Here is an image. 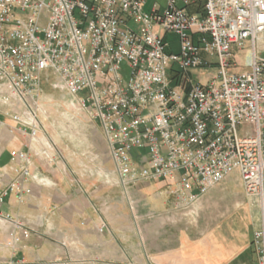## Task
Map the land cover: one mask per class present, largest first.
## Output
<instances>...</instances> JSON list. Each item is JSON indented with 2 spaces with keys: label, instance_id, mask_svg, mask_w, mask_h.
Segmentation results:
<instances>
[{
  "label": "built area",
  "instance_id": "2783aa9c",
  "mask_svg": "<svg viewBox=\"0 0 264 264\" xmlns=\"http://www.w3.org/2000/svg\"><path fill=\"white\" fill-rule=\"evenodd\" d=\"M197 4L202 10L191 11ZM147 6L0 0V129L22 140L0 163V203L10 195L25 201L30 181L49 184L33 167L37 158H58L51 126L39 116L43 79L53 74L52 86L98 121L124 188L163 180L176 207L189 210L238 175L259 212L253 245L264 264V0ZM168 33L178 37V52ZM242 52L250 55L245 68ZM0 227L11 231L5 246L12 254L32 235L10 213L0 212Z\"/></svg>",
  "mask_w": 264,
  "mask_h": 264
},
{
  "label": "crops",
  "instance_id": "0c3cea01",
  "mask_svg": "<svg viewBox=\"0 0 264 264\" xmlns=\"http://www.w3.org/2000/svg\"><path fill=\"white\" fill-rule=\"evenodd\" d=\"M154 2L163 8L166 0H155L150 7ZM200 6L190 10L201 11ZM17 147H22V140L2 127L0 163L8 164L11 150ZM33 171L49 184L30 181L31 193L25 201L10 195L0 203V212L20 218L32 235L12 254L5 246L11 231L0 227V264L13 258L60 259L68 264H257L253 235L259 212L238 175L222 182L204 200L218 212L225 202L229 213L199 222V204L189 210L177 208L163 180H141L124 188L115 177L116 188L109 189L103 172L98 184L78 183L65 175L60 162L52 165L44 158L35 159ZM140 197L149 203L135 204ZM158 197V204L151 202Z\"/></svg>",
  "mask_w": 264,
  "mask_h": 264
},
{
  "label": "rangeland",
  "instance_id": "374dc122",
  "mask_svg": "<svg viewBox=\"0 0 264 264\" xmlns=\"http://www.w3.org/2000/svg\"><path fill=\"white\" fill-rule=\"evenodd\" d=\"M153 1L155 0H147L149 5L146 10L150 9V4ZM167 40L171 44L172 51L178 52V37L168 33ZM249 57V52H242L238 56V66L245 68ZM54 80L53 74H49L43 79L39 98V104L44 106L39 116L46 125L51 126L48 135L55 144V153L58 157L53 162L45 160L52 165L60 162L65 175L78 183L98 184L100 183V173L103 172L102 174L107 175L109 189L116 188V185H113L116 178L121 185L98 121L81 109L76 100L66 91L54 88L52 86ZM205 197L199 203L196 220L200 222L203 217L206 220L208 217L216 215L223 217L229 213V209L224 206L225 202H221L218 212L211 207V201H204ZM159 201L158 197V200L153 199L151 202L158 204ZM134 202L146 206L149 200L146 197H140L139 201L134 200Z\"/></svg>",
  "mask_w": 264,
  "mask_h": 264
},
{
  "label": "bare ground",
  "instance_id": "6f19581e",
  "mask_svg": "<svg viewBox=\"0 0 264 264\" xmlns=\"http://www.w3.org/2000/svg\"><path fill=\"white\" fill-rule=\"evenodd\" d=\"M44 108V106L41 104V106H40V108L39 109H43Z\"/></svg>",
  "mask_w": 264,
  "mask_h": 264
},
{
  "label": "trees",
  "instance_id": "16d2710c",
  "mask_svg": "<svg viewBox=\"0 0 264 264\" xmlns=\"http://www.w3.org/2000/svg\"><path fill=\"white\" fill-rule=\"evenodd\" d=\"M200 7L202 8V5Z\"/></svg>",
  "mask_w": 264,
  "mask_h": 264
}]
</instances>
